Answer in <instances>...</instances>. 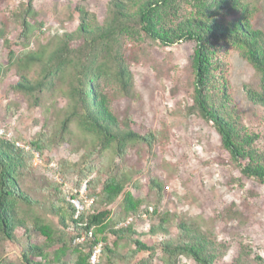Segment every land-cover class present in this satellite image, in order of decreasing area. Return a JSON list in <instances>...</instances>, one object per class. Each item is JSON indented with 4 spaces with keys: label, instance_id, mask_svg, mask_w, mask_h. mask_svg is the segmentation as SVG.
<instances>
[{
    "label": "trees",
    "instance_id": "trees-1",
    "mask_svg": "<svg viewBox=\"0 0 264 264\" xmlns=\"http://www.w3.org/2000/svg\"><path fill=\"white\" fill-rule=\"evenodd\" d=\"M36 1L26 0L15 13L21 27L19 42L0 33L8 50V65L0 64V77L6 80L15 74L12 90L31 109L45 108V102L56 93L68 104L54 129L41 132L29 143V151L17 146L18 140L0 136V243L20 248L18 264H90L99 242L103 244L100 264H132L144 253L149 254L148 259L136 264H150L155 258L163 264H179L182 258L195 264L222 260L230 246L220 242L213 235L214 228L198 217L181 218L178 234L173 236L170 225L177 216L160 214L159 223L147 233L164 239L158 244L141 240L146 232L139 221L149 223L158 217L166 183L150 176L147 196L155 194V201L138 199L133 192L142 188L135 180L140 172L121 165L138 148L155 158V148L166 143L168 134L140 135L129 116L121 118L114 103L135 98L127 57L130 48L194 44L190 102L184 97L174 113L211 124L242 178L264 185V30L257 26L264 0H110L103 21L80 4L69 19L77 24L75 31L51 33L45 44L32 49L30 40L38 26L33 24L38 17ZM42 28L39 25L41 32ZM75 44L79 46L75 48ZM14 46L23 50L17 53ZM234 52L258 80L256 87L244 86L248 100L263 111L250 120L233 97L230 59ZM53 146L84 153L78 163L66 162L57 170L61 183L56 178L55 183L46 181L34 188L35 153L43 156ZM170 170V178L178 174L171 166ZM70 175L78 176L77 189L88 182V196L95 200L92 210L77 219L68 200L76 194L63 188ZM92 175L96 177L87 181ZM243 179L235 182L237 188H244ZM118 201L120 210L114 214L108 208ZM144 206L148 209L142 211ZM149 207L154 210L150 212ZM145 214L148 220L143 219ZM220 217L240 224L244 221L240 212L231 209ZM129 219L133 222L125 227ZM92 229L93 238L89 235ZM83 234L85 241L77 242ZM110 236L115 238L113 246ZM237 239L240 252L233 264H264L260 256L252 259L253 252L243 238ZM121 242L126 243V254L121 252ZM0 264L14 263L5 258Z\"/></svg>",
    "mask_w": 264,
    "mask_h": 264
},
{
    "label": "rangeland",
    "instance_id": "rangeland-1",
    "mask_svg": "<svg viewBox=\"0 0 264 264\" xmlns=\"http://www.w3.org/2000/svg\"><path fill=\"white\" fill-rule=\"evenodd\" d=\"M25 1L0 0V33L5 32V38L12 42H19L21 27L15 13ZM109 1L37 0L35 9L38 17L33 24L37 23L38 26L30 40V47L38 49L40 44L47 42L51 33L54 35L56 32L63 34L75 31L77 24L69 19L77 5L87 6L98 15L100 21H103ZM41 24L44 34L39 29ZM257 26L264 30V3ZM5 38H0V64L7 66L8 50L4 47ZM78 46L79 44L74 45L75 48ZM13 50L19 53L23 48L14 46ZM193 53L194 44L187 43L172 48L148 44L142 50L136 47L130 48L127 54L134 77L135 98L116 101L115 110L121 118L129 116L135 131L140 135L160 132L168 134L166 143L155 148V158H150L145 150L140 153L138 148L131 150L121 165L139 170L140 175L136 176L135 180L140 181L142 188L133 192L138 199L147 198L151 204L155 201V194H151L149 198L147 196L150 176L166 183L165 199L158 217L153 221L149 220V223L139 221L140 228L148 232L153 224L159 223L160 214L169 212L177 216L171 220L170 225L172 235L176 236L177 225L181 218H202L207 226L214 228L213 235L220 242L230 246L226 256L216 264L234 263L240 252L237 236L250 245L253 252L252 259L260 256L264 260V185L242 178L240 171L232 165L223 150L221 137L211 124L198 118L174 113V108L184 97L190 102ZM230 62L234 100L246 120L253 119L254 114H262L263 111L248 100L244 86L246 84L257 86L255 72L238 53H232ZM16 82L15 74H11L6 80L0 77V131L4 132L3 136L6 138L18 140L17 142L31 148L29 143L41 132L54 129L57 117L62 114L68 101L60 93H56L55 98L45 102V108L31 109L28 102L14 94L12 87ZM71 150L68 146L61 148L53 146L45 155L40 156L39 160L34 159L33 169L37 181L29 184L39 189L46 181L55 183L56 178L59 177L57 170L66 162L72 165L78 163L84 153L82 151L73 154ZM170 166L178 172L172 178H170ZM95 177L96 175H92L87 181ZM240 179H243V189L237 188L235 183ZM77 180V175L68 176L67 187H63L65 191L76 190ZM119 202L108 209L114 214L118 213ZM149 208L150 212L154 210L153 207ZM145 209L148 208L144 206L141 210ZM227 209L234 210V213L240 212L244 217L243 224L237 220L220 217V214H225ZM16 235L19 237L21 231ZM109 238L110 245L113 246L115 238L113 236ZM140 238L149 244H158L164 239L148 233ZM120 244H123L121 252L126 254L128 252L126 243ZM19 257L20 248L15 244L0 243V260L7 258L10 262L18 264ZM148 257L147 253L141 254L132 264L146 260ZM120 264L124 263L120 262ZM150 264L163 263L155 258ZM179 264H195V262L182 258Z\"/></svg>",
    "mask_w": 264,
    "mask_h": 264
},
{
    "label": "built area",
    "instance_id": "built-area-1",
    "mask_svg": "<svg viewBox=\"0 0 264 264\" xmlns=\"http://www.w3.org/2000/svg\"><path fill=\"white\" fill-rule=\"evenodd\" d=\"M4 132L0 131V136H3ZM17 146L25 149L26 151H29L30 148L28 146H25L22 143H17ZM40 155L38 153H35V160H39ZM58 182L61 183L62 181L57 178ZM64 186L67 187V184ZM74 194H76V197L69 198V202L73 205L76 212V219L79 218L82 214L87 213L91 207L93 206L95 200L93 198H89L88 196V182H84L82 186L79 189L74 190ZM152 211V210H151ZM143 219L148 220L146 214L142 216ZM133 222V219H129L127 223L124 224V226H128L130 223ZM94 231L93 229L90 231V237L93 238ZM85 241V235H81L80 238L77 239V242L83 243ZM103 254V244L99 242L96 244L93 248L92 255L90 257V264H100L101 256Z\"/></svg>",
    "mask_w": 264,
    "mask_h": 264
},
{
    "label": "clouds",
    "instance_id": "clouds-1",
    "mask_svg": "<svg viewBox=\"0 0 264 264\" xmlns=\"http://www.w3.org/2000/svg\"><path fill=\"white\" fill-rule=\"evenodd\" d=\"M149 232V231H148ZM147 233V232H146Z\"/></svg>",
    "mask_w": 264,
    "mask_h": 264
}]
</instances>
